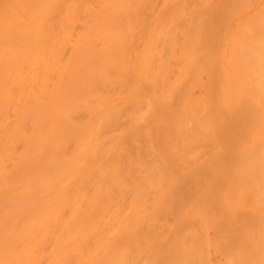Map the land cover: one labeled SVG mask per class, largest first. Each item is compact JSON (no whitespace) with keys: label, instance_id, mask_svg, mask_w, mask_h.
<instances>
[{"label":"bare ground","instance_id":"obj_1","mask_svg":"<svg viewBox=\"0 0 264 264\" xmlns=\"http://www.w3.org/2000/svg\"><path fill=\"white\" fill-rule=\"evenodd\" d=\"M0 264H264V0H0Z\"/></svg>","mask_w":264,"mask_h":264},{"label":"rangeland","instance_id":"obj_2","mask_svg":"<svg viewBox=\"0 0 264 264\" xmlns=\"http://www.w3.org/2000/svg\"><path fill=\"white\" fill-rule=\"evenodd\" d=\"M212 255L214 256V258H213V256H212V258H213L214 260H218V255H216L215 253H212Z\"/></svg>","mask_w":264,"mask_h":264}]
</instances>
